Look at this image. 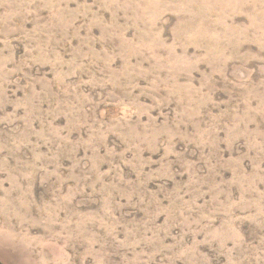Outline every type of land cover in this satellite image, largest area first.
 Segmentation results:
<instances>
[{
  "label": "rangeland",
  "instance_id": "374dc122",
  "mask_svg": "<svg viewBox=\"0 0 264 264\" xmlns=\"http://www.w3.org/2000/svg\"><path fill=\"white\" fill-rule=\"evenodd\" d=\"M0 264H264V0H0Z\"/></svg>",
  "mask_w": 264,
  "mask_h": 264
}]
</instances>
